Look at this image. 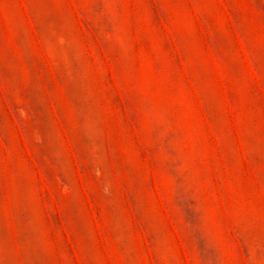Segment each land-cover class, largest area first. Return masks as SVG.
Masks as SVG:
<instances>
[{
	"label": "rangeland",
	"instance_id": "obj_1",
	"mask_svg": "<svg viewBox=\"0 0 264 264\" xmlns=\"http://www.w3.org/2000/svg\"><path fill=\"white\" fill-rule=\"evenodd\" d=\"M0 264H264V0H0Z\"/></svg>",
	"mask_w": 264,
	"mask_h": 264
}]
</instances>
